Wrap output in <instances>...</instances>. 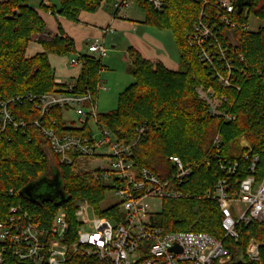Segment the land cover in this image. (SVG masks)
Returning a JSON list of instances; mask_svg holds the SVG:
<instances>
[{"label": "trees", "instance_id": "1", "mask_svg": "<svg viewBox=\"0 0 264 264\" xmlns=\"http://www.w3.org/2000/svg\"><path fill=\"white\" fill-rule=\"evenodd\" d=\"M112 0H58V5L40 2L39 9L53 16L78 21L81 11L95 12L102 3ZM204 0H164L162 11L154 10L149 3L137 1L144 15V23L159 30L172 32L179 56L176 70L166 68L158 60L143 57L134 47L125 52L129 72L134 81L118 95L117 107L108 113H99V120L116 137L130 143L135 139V128L146 122L147 136L134 148V160L160 176L172 170L167 157L176 155L184 163H199L182 190L190 194H202L212 182L222 176L213 158L207 165L203 160L214 152V140L219 136L221 158L237 160L244 168L241 178L247 174V162L235 148L244 137L251 146V153L258 156L256 176L264 173V24L256 31L244 30L251 13L264 22V0H234L232 13L235 25L228 26L213 20L220 40L229 50L234 79L232 86H223L212 76V67L198 59L195 50L187 43V35L198 19ZM215 0H208L205 9L213 12ZM238 4H241L238 11ZM245 13V14H244ZM45 22L37 9L26 0H0V103L12 97H20L10 107L17 128L7 125L0 134V220H4L9 207L21 204L39 226L49 227L60 210L66 213L68 239L74 241L79 226L75 218V201L86 199L100 216H111V209H100L107 186L92 181L90 173H75L71 166L61 164L58 155L50 151L41 130L34 124L39 114L32 110L27 94L51 92L54 87V70L48 61V53H76L73 40L66 35L50 39L38 38L42 51L27 56L26 49L33 36L43 33ZM62 31L61 26H58ZM233 35L231 42L229 36ZM79 74L74 79L73 91L78 94H98L97 84L102 70L101 60L89 53H82ZM215 67L225 74V70ZM213 88L218 96H224L225 111L235 119L205 113L206 106L198 97L195 87ZM238 87L239 89H236ZM1 111V106H0ZM57 118L56 128L62 129L61 114L51 110ZM1 119V114H0ZM43 120V119H42ZM43 123L49 126L47 120ZM57 174L67 199L56 202L50 199L30 200L20 195L28 183L42 177ZM156 224L165 231H202L221 240L229 250L230 259L222 264H259L247 260L245 247L251 238L264 242V223L238 225L237 240L225 236L221 228V214L215 201L194 198L162 201V210L154 215ZM0 264H33L31 260H19L10 250L3 254ZM63 264H103L91 257L75 255Z\"/></svg>", "mask_w": 264, "mask_h": 264}, {"label": "built area", "instance_id": "2", "mask_svg": "<svg viewBox=\"0 0 264 264\" xmlns=\"http://www.w3.org/2000/svg\"><path fill=\"white\" fill-rule=\"evenodd\" d=\"M138 0H112L115 17L128 19V10ZM145 1L156 11L165 8L164 0ZM204 0L198 19L187 35V43L204 65L212 67L214 76L223 86H232L234 72L229 50L220 40L216 24L218 19L228 26L235 25L232 13L234 0H215L213 12L205 9ZM137 6V5H136ZM245 14V13H244ZM136 28V26H133ZM242 28L247 29V25ZM231 42L233 35L229 36ZM38 39V36L34 38ZM87 52L101 60L108 48L102 38L91 41ZM75 53L68 60L69 66L81 65ZM225 70L222 74L215 67ZM51 92L27 94L32 110L39 114L34 124L41 130L49 149L58 155L61 164L71 166L75 173H90L92 181L101 183L119 198V202L105 209H111V216L97 215L93 220L86 218L84 207L75 201L77 227L74 241L68 239L66 213L60 210L52 224L41 227L21 204L9 207L4 220H0V261L6 250L19 260H31L33 264H63L75 255L91 257L103 264H222L230 259L229 250L222 241L202 231H165L156 224L154 215L162 210V201L168 199L194 198L215 201L221 214L220 225L225 236L237 240L238 225L264 223V173L256 176L258 156L251 153L249 142L241 137L242 159L247 162V174L237 160L221 158L219 136L214 140V152L204 158L209 165L212 158L222 176L216 178L202 194H190L182 190L199 163H184L176 155L167 157L172 170L165 176L158 175L146 166L136 164L133 148L147 136V123L135 128V139L130 143L119 140L99 120L96 98L90 93L78 94L73 91L75 81L54 79ZM104 89L99 80L97 90ZM236 89H239L236 87ZM198 97L206 106L205 113L221 116L227 121L234 115L223 107L224 96L215 94L213 88L195 87ZM20 100L12 97L1 101L0 134L7 125L17 128L22 121L15 122L10 107ZM58 110L61 114L62 129L56 128L57 118L49 114ZM67 112L77 115V124L68 123ZM46 119L49 126L43 123ZM102 164L90 167L95 161ZM160 200V210L154 209L152 201ZM87 206L86 199H78ZM172 247L176 249L172 250ZM247 260L264 264V242L251 238L244 250Z\"/></svg>", "mask_w": 264, "mask_h": 264}, {"label": "rangeland", "instance_id": "3", "mask_svg": "<svg viewBox=\"0 0 264 264\" xmlns=\"http://www.w3.org/2000/svg\"><path fill=\"white\" fill-rule=\"evenodd\" d=\"M28 5L33 8H39L40 2L42 0H26ZM45 1V0H43ZM50 4L55 6L58 5V0H48ZM110 3L104 2L102 3L103 8H109ZM130 15L135 18L137 22H135L137 27L131 29L132 31L125 30H116L113 33H109L107 35V40L105 41L106 47L108 48V52L106 56L101 58L102 70L100 71V78L104 81V89L101 88L98 91L96 96L97 109L99 113H108L113 111L117 107L118 95L123 92L124 89L134 81L133 75L129 72L128 61L125 57V52L128 46H131V42L129 40L128 34H135L139 37L143 35V33H147L152 36L155 40H146L142 39L147 47L155 49L157 53L162 54L166 59L169 66L178 67L179 56L178 49L173 37V34L169 30H159L155 27L148 26L144 23L145 15L144 13L136 7V5L131 6L128 10ZM264 22H262L259 18L255 17L253 14L248 15L247 21V29L249 31H256ZM38 38L41 36L37 35ZM36 36H33L31 42L29 43L26 49V55L30 56L37 52L42 51L41 45L34 39ZM96 39V38H95ZM111 44H116L115 47H111ZM86 51V47H83ZM48 61L51 68L54 70V75L58 78H62L66 80L67 78L75 75L78 72L79 66H69L68 60L70 59V54H58L49 52L48 53ZM71 75V76H70ZM77 115L72 112H67L66 119L68 123L76 125ZM239 146H242L239 143ZM236 154L242 155L243 151L238 148H235ZM95 163L102 164V160L95 161L91 164L90 167L95 166ZM51 178V177H50ZM119 202L118 196L115 195L114 190H107L105 193L104 200L99 204L100 209H105L106 207L116 204ZM154 203V209L160 210L161 202L160 200L152 201ZM77 204H80L84 207V213L87 219L93 220L96 216V209L93 205L88 204L85 205L84 202H79L76 200ZM98 215V214H97Z\"/></svg>", "mask_w": 264, "mask_h": 264}, {"label": "crops", "instance_id": "4", "mask_svg": "<svg viewBox=\"0 0 264 264\" xmlns=\"http://www.w3.org/2000/svg\"><path fill=\"white\" fill-rule=\"evenodd\" d=\"M44 2L49 3L48 0H45ZM35 9L38 10L40 16L43 18L45 22L44 31L43 33L39 34V36H41V38L43 39L48 40L57 35H61V34L66 35L73 40L74 47L77 53H86L87 50L85 52H82L84 50L83 47H87V45L95 38L96 39L102 38L104 39V41H106L107 35L109 33H113L117 29L121 31L127 30L130 33V31H132L131 29H133V26L137 25L135 23L137 21L135 20V18H133L130 15V12L128 19L115 17L112 4L109 5V8L100 7L95 12L81 11L79 13L78 21L76 22L68 20L61 16H53L48 12H44L40 10L39 8H35ZM59 25L61 26L62 31L59 30L58 28ZM128 35H129V40L131 42V46L134 47L143 57L152 58L153 60H158L168 69L171 70L177 69V67L169 66L167 63V59L162 54L157 53L155 49L147 47V45L142 40L144 38L150 41L153 39L152 36L148 35L145 32L141 37L135 34H131V35L128 34ZM115 46L116 44H111V47H115ZM79 70L80 67L75 75L73 76L70 75L71 77L67 78L66 80H63L61 77L60 79L63 81L74 80L76 76L79 74ZM100 80L104 84V81L101 78Z\"/></svg>", "mask_w": 264, "mask_h": 264}, {"label": "water", "instance_id": "5", "mask_svg": "<svg viewBox=\"0 0 264 264\" xmlns=\"http://www.w3.org/2000/svg\"><path fill=\"white\" fill-rule=\"evenodd\" d=\"M241 4H238V11ZM20 195L30 200L50 199L56 202L65 201L67 199L65 192L61 187L57 174H53L51 178L42 177L35 182L28 183L20 190ZM176 247H172V250Z\"/></svg>", "mask_w": 264, "mask_h": 264}]
</instances>
